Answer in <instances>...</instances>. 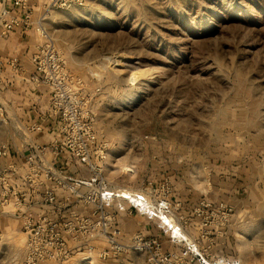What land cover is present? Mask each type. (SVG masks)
Wrapping results in <instances>:
<instances>
[{
	"label": "rangeland",
	"instance_id": "obj_1",
	"mask_svg": "<svg viewBox=\"0 0 264 264\" xmlns=\"http://www.w3.org/2000/svg\"><path fill=\"white\" fill-rule=\"evenodd\" d=\"M44 24L109 144V182L168 184L189 237L264 264V0H87L54 9ZM20 128L0 111V147L12 146ZM204 200L233 208L206 237L192 217ZM14 210L0 208V264L27 258L25 219ZM143 219L123 241L142 233L171 250L157 223ZM67 242L63 264H150L140 252L101 258L104 240L94 250L83 238Z\"/></svg>",
	"mask_w": 264,
	"mask_h": 264
},
{
	"label": "built area",
	"instance_id": "obj_2",
	"mask_svg": "<svg viewBox=\"0 0 264 264\" xmlns=\"http://www.w3.org/2000/svg\"><path fill=\"white\" fill-rule=\"evenodd\" d=\"M86 1L0 0L2 36L31 29L38 36L30 80L48 88L55 118L49 143L30 140L31 150L26 153L11 144L0 147V157H17L0 169V208L14 204L15 214L25 219V264H63L72 254L68 237L85 239L90 250L96 248L94 242L104 240L107 245L99 253L103 259L140 252L149 256L150 264H244L188 236L178 212L180 203L170 200L168 184L155 187L150 183L147 188L132 190L109 182V144L97 132V116L83 94L82 81L72 75L44 24L54 9L81 7ZM37 7L42 13L35 20ZM10 65L21 69L15 60ZM44 130L41 122L27 126L25 131L31 136ZM232 212L229 204L204 200L193 209L192 217L200 235L206 237L209 230L228 222ZM121 214H137L156 222L173 249H165L160 238L142 233L123 241L127 236L119 223Z\"/></svg>",
	"mask_w": 264,
	"mask_h": 264
},
{
	"label": "crops",
	"instance_id": "obj_3",
	"mask_svg": "<svg viewBox=\"0 0 264 264\" xmlns=\"http://www.w3.org/2000/svg\"><path fill=\"white\" fill-rule=\"evenodd\" d=\"M38 1L41 2V0ZM41 13V9L37 7L34 11V19H38ZM38 40L34 29L29 31L16 30L6 37L0 33V111L1 115L5 114V120L8 123L21 126L20 129H23V134L12 146L25 153L31 150L29 148L32 146L31 141L49 143L52 138L51 128L55 122V118L51 114L48 88L37 85L30 80V76L34 72L32 56ZM12 60L18 62L21 69L13 68L10 65ZM41 122L45 126L44 132L29 136L25 131L26 127ZM8 159L11 161L17 157L13 155ZM11 216L20 218L14 211H12ZM139 217L137 214L133 216L120 215L119 223L127 237L134 233L135 224H131L135 223ZM160 234L164 235L161 231Z\"/></svg>",
	"mask_w": 264,
	"mask_h": 264
},
{
	"label": "bare ground",
	"instance_id": "obj_4",
	"mask_svg": "<svg viewBox=\"0 0 264 264\" xmlns=\"http://www.w3.org/2000/svg\"><path fill=\"white\" fill-rule=\"evenodd\" d=\"M90 8H91V7H90ZM94 13H95L94 11H88V12H87L88 15H91V14H92V15H95ZM75 14H76V13H75ZM87 14H86V15H87ZM72 15H73L72 13L68 14V16H72ZM92 15H91V18H92ZM78 16H79V15H78ZM81 17H82V16H81ZM95 17H96V16H95ZM95 17H94V18H95ZM97 18H100V17L98 16ZM122 65H123V64H122ZM189 239H190V238H189ZM191 239H192V238H191ZM245 246H246V248L250 247V246L248 245V243H247ZM241 260H242V262H244V264H256V263H254L253 261H252V263H250V261L247 259V257H246L245 254H242V256H241ZM247 261H248V262H247ZM91 262H92L93 264L95 263L93 259L91 260ZM92 263H91V264H92Z\"/></svg>",
	"mask_w": 264,
	"mask_h": 264
}]
</instances>
